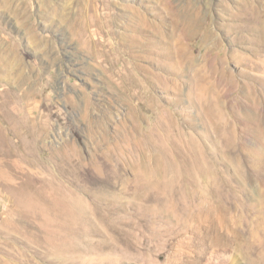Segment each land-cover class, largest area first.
I'll return each instance as SVG.
<instances>
[{
    "label": "rangeland",
    "instance_id": "obj_1",
    "mask_svg": "<svg viewBox=\"0 0 264 264\" xmlns=\"http://www.w3.org/2000/svg\"><path fill=\"white\" fill-rule=\"evenodd\" d=\"M0 264H264V0H0Z\"/></svg>",
    "mask_w": 264,
    "mask_h": 264
},
{
    "label": "bare ground",
    "instance_id": "obj_2",
    "mask_svg": "<svg viewBox=\"0 0 264 264\" xmlns=\"http://www.w3.org/2000/svg\"><path fill=\"white\" fill-rule=\"evenodd\" d=\"M106 9H107V13L102 16L103 20L101 22H96V20L95 21L91 20L89 23V25H92L96 28V29H94V33H93L94 35L103 37L102 35L108 36L111 34L112 30L110 29L109 19H106V18H110L109 10H108V8H106ZM130 13L133 14V16L135 17V21H132L130 24L126 25L124 27V30L125 31L130 30L131 32H133V31H136L139 29H143L145 27L146 22H147L145 15H141L136 10H130ZM94 40H95V44H97V45L100 44L99 43L100 40L98 38L94 39ZM85 45H87V43H85ZM138 45H139V41H136L134 35H131L128 37H126L124 35V40L119 42L120 47L118 46L119 48L118 47H116V48H118L120 50V48L122 49V46H124V47H127L128 49L127 48H123V49H127L128 51H130L129 49L135 48ZM86 51L88 53H90V55L97 56V58L100 59L101 63L106 64L107 67L103 66L105 68L106 72L110 73V75H113L114 77H123L124 76V77H127L129 79H132L133 75H136V73L139 71L146 72V73L149 72L145 66H141L139 64H135V63L130 62V60L133 57H135L133 55L132 51H130L129 54H127V56H126L127 58L123 56L124 58H126V60L122 59L121 57H120V59L110 60V57H111V56L109 57L110 53L107 54V52H105L102 48L101 49L97 48V50H94L93 45L90 46L89 44L87 45ZM121 55H119V56H121ZM113 56H114V54H113ZM167 56L170 57V54H167ZM129 58H130V60H128ZM133 59H135V58H133ZM120 61H122L124 63V65L121 66L120 70H116L115 67H116L117 63L119 64Z\"/></svg>",
    "mask_w": 264,
    "mask_h": 264
}]
</instances>
